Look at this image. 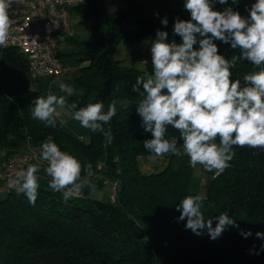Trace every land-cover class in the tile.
I'll use <instances>...</instances> for the list:
<instances>
[{"label": "trees", "instance_id": "1", "mask_svg": "<svg viewBox=\"0 0 264 264\" xmlns=\"http://www.w3.org/2000/svg\"><path fill=\"white\" fill-rule=\"evenodd\" d=\"M184 3L123 0V8L110 22L105 17V0H84L70 10L80 13V24L93 40L74 35L63 40L64 45L75 47L71 54L78 67L74 81L82 89V94L68 100L80 107L103 102L105 111L109 104H116V115L104 126L111 128L114 137L107 147L100 132L89 130V141H84L57 118L55 128L33 119L37 91L30 87L28 59L15 47H0V152L5 159L27 144L40 147L52 136L62 151L118 182L114 202L90 197L87 190L64 202L62 193L48 187L50 178L41 177L34 206L15 188L1 192L0 264H264V239L256 236L264 233V151L234 147L230 167L219 176L212 175L205 194L200 193L203 185L193 175L186 155L169 154L166 165L149 174L137 164L138 157L151 154L144 147L151 133L142 127L136 111L140 97L132 88L138 76L152 70L124 65L115 57L116 47L121 41L151 47L158 31L168 33V42L182 43L174 24L177 19H191ZM253 3L228 0L224 5L215 2L214 8L232 7L246 17ZM214 43L225 58L240 54L230 44ZM253 70L252 64L241 61L232 69V79H240L243 86V76ZM166 137L179 140V133L169 127ZM197 194L204 197L202 211L213 227L224 212L237 226H228L215 240L207 228L200 235L186 229L176 207L186 196Z\"/></svg>", "mask_w": 264, "mask_h": 264}, {"label": "clouds", "instance_id": "2", "mask_svg": "<svg viewBox=\"0 0 264 264\" xmlns=\"http://www.w3.org/2000/svg\"><path fill=\"white\" fill-rule=\"evenodd\" d=\"M17 2L0 0V47L15 39L9 13ZM215 2L224 5L228 0H185L184 8L191 19H177L174 24V33L182 43L168 42V33L158 31L150 49L152 72L138 76L132 91L140 97L136 111L142 127L151 133L144 147L154 159L167 154L186 155L191 167L200 165L219 176L230 167L234 147L264 151V0H255L246 17L232 7L214 10ZM167 23L164 18L162 24ZM216 40L239 49L240 54L225 58L219 54ZM32 43L37 44L35 39ZM241 61L255 69L243 76V86L240 79H232V69ZM59 90L62 95L49 92L33 102L32 118L55 128L58 109L67 108L82 128L102 133L106 147L112 144L111 128L105 130L104 126L116 115V104H109L106 111L103 102L80 107L76 102L69 103L73 87L60 81ZM169 127L178 131L179 140L166 137ZM33 155L46 165L43 171L50 178L48 187L62 193L64 202L79 198L86 188L97 190L92 164H82L76 156L62 151L52 136L41 143L39 156ZM40 171L41 163L37 162L8 178L9 187L24 194L33 206L40 188ZM203 201L202 195H188L177 205L178 220H186V229L200 235L207 228L215 240L228 226H237L224 212L213 227L212 219L205 220ZM256 236L264 239V233Z\"/></svg>", "mask_w": 264, "mask_h": 264}, {"label": "built area", "instance_id": "3", "mask_svg": "<svg viewBox=\"0 0 264 264\" xmlns=\"http://www.w3.org/2000/svg\"><path fill=\"white\" fill-rule=\"evenodd\" d=\"M84 0H18L10 9V17L14 21L12 36L7 46L19 49L28 59V75L31 79L41 76H59L64 65L59 57L64 39L73 35L70 22V10L83 3ZM35 39L37 44H33ZM149 62V54L141 62ZM143 63V64H147ZM39 156V147L27 144L25 148L12 151L0 166V192L12 189L8 178L15 172L26 169L29 164L44 162L34 158ZM206 171V170H205ZM207 172V171H206ZM214 175V173H212ZM111 185L109 198L117 197L116 180H105ZM201 185L205 179L200 178Z\"/></svg>", "mask_w": 264, "mask_h": 264}, {"label": "rangeland", "instance_id": "4", "mask_svg": "<svg viewBox=\"0 0 264 264\" xmlns=\"http://www.w3.org/2000/svg\"><path fill=\"white\" fill-rule=\"evenodd\" d=\"M108 1L109 0H106L107 4L109 5ZM214 10H215V8H214ZM115 15L116 14L111 12L110 9L108 8L106 15H105L106 20L108 22L112 21L114 19ZM80 17H81L80 13H76L75 11L70 12V22H71L72 29H73V35L76 39H79V40L92 41L93 37H92L91 33L89 32V30L80 24ZM118 46L119 47H117V52H116L115 57L117 56L122 61H123V59H126L127 63H129L130 61H132V62L136 61L133 59L135 57H133L131 55L129 42L121 41V43H119ZM74 52H75V47L71 44L63 45L60 48V52H59L60 53V59H61L63 65L70 70L67 77L61 76L59 78H56V77H52V76L47 75V76L38 77L36 79L30 78V87L37 91V98L41 97V96H46L49 92H52L53 94L59 95V82L60 81H63V82L66 81L65 83H67L71 87H73L75 90L74 95L82 94V89L77 87V85L75 84V81H74V79L76 77L75 70L78 71L77 63L74 60L75 59L74 55H71ZM149 62H150V59H149ZM143 65H144V67H143L144 70H147V71L152 70L151 65H147V66H146V64H143ZM61 121H63V120H61ZM63 125H64L65 129L72 134L78 135L79 133H83V132L88 133L89 132V130L85 131V129L80 126L79 122L75 121L72 118V115L63 121ZM84 138H85V136H84ZM181 150H182V148H181ZM168 155L169 154L161 156V157H156L154 159L153 154H147V155L138 157L137 164H138L139 169L142 173L149 174V173L157 172V171L161 170L166 165ZM45 166H46L45 164H44V166H41V171H43V168ZM94 173H95V175L93 177V182L96 184L97 190L95 192H90L87 188L84 190L88 191V195L90 197H95V198H98L101 200H107L109 198L111 185L109 183H105V180L106 179L111 180V179L104 177L103 174H101L100 172L95 171ZM212 173L213 172H208V171L205 172L203 167L200 165H197L195 168H193V175L195 177L205 178L207 181L205 186L200 187V193L201 194L206 193L207 185L212 178ZM43 175L46 176L44 171L41 172L39 176H43Z\"/></svg>", "mask_w": 264, "mask_h": 264}, {"label": "crops", "instance_id": "5", "mask_svg": "<svg viewBox=\"0 0 264 264\" xmlns=\"http://www.w3.org/2000/svg\"><path fill=\"white\" fill-rule=\"evenodd\" d=\"M109 5L107 4L106 0H105V4H106V7L107 9L109 8L111 12L117 14L122 8H123V0H109ZM121 43V42H119ZM119 43L117 44V47H119ZM130 44V51H131V55L135 58H133L134 60L136 61H130L129 63L126 62V59H123V62L125 65L127 66H131V67H136V68H140V69H144V65L141 63V58L144 57V56H147L149 54V59H150V62L146 64L147 65H151V47L146 44V43H129ZM117 47H116V51H115V55H116V52H117ZM197 49L198 47L195 46ZM117 59H120L116 56ZM78 68V67H77ZM74 71V70H73ZM70 70L68 68H66L64 66V70L63 72L57 76L56 78H59L61 76H64V77H67L68 74H69ZM78 74V71L75 70V75ZM66 82V81H65ZM64 82V83H65ZM34 90V89H33ZM36 91V90H35ZM36 99H37V96H36ZM60 115L57 117L58 121H61V120H65L66 118L70 117L71 116V111H69L67 108L65 109H58ZM86 131V129H85ZM72 134V133H71ZM85 134V135H84ZM81 139H83L84 141H89V132L87 133H79L78 135L77 134H73ZM85 138H84V136ZM5 159V155L3 152H0V166L3 162V160ZM43 172V171H40L37 173V175L39 176L40 173ZM206 172V171H205ZM41 178H48L47 176L43 175V176H39ZM205 179V178H204ZM206 179H205V184L203 186L206 185ZM84 191V190H83ZM2 195V193L0 192V196Z\"/></svg>", "mask_w": 264, "mask_h": 264}]
</instances>
